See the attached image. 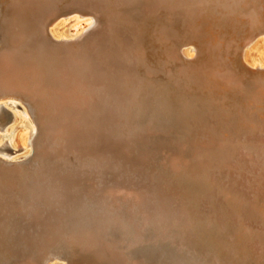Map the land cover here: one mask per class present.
Instances as JSON below:
<instances>
[{
  "label": "bare ground",
  "instance_id": "bare-ground-1",
  "mask_svg": "<svg viewBox=\"0 0 264 264\" xmlns=\"http://www.w3.org/2000/svg\"><path fill=\"white\" fill-rule=\"evenodd\" d=\"M180 2L176 3V1L174 0H0V3L6 6V10L4 11L5 13L3 15L4 25L2 26L1 33H0V264H71L74 261L73 259L78 255L79 257L88 256L94 259H99L103 262L101 264H129V263L130 264H141L137 260L136 256H134V252L136 251L138 244H140V241L143 240L145 236L143 234L144 232L145 234L147 232H152V235H151L152 238H155V237H159L161 239L170 238L169 236L171 235L169 231H171L172 228H170L171 230H169L166 222L164 225H162L161 224L162 222L158 223L157 221L159 219H164V221L165 219H169L171 209H168V207L172 206L171 204H175L179 206L180 201H177V200L174 201L176 198H173V196L166 193V190H169L168 187L170 184H168V182L165 184L161 182L163 180L165 182L166 177H164V174L161 173L159 176H157V178L155 177L153 183H156L157 185H153V183L148 185L144 182L143 183L139 182L141 178H136L137 175L139 174L138 170L129 169L127 171L132 172L131 174L133 175H131V177L134 176L132 178H134L135 181H137L138 183L128 184L125 181L127 183L126 185L124 182V174L121 171V169L124 167V163H126L125 162L126 160L125 158H123V155H122L121 157L120 156L115 157V159L118 160V163L112 162L113 166L111 165V167H109L114 173L116 172L115 174L116 180H108L106 178V172L103 170V167L105 168L107 167V160H108L105 154H102V155L94 154V156L91 155L90 152L85 154V151L81 152L80 150L81 145L76 146L77 144L75 145L74 143L70 145L71 141H69L70 139L68 138L70 128L68 129L67 126L76 125V124H77L76 126H78V123H79V124H82L81 127H83V129L87 126L86 130H88L90 127H88L89 124L87 123L91 122L90 124H93L94 125L93 127L95 128L94 131L89 129L90 131L94 132L93 135L91 136L94 138H98L99 136L102 135L103 137V135H106L108 131L107 127H109V125L111 126L112 124L113 125L114 124H124L125 122H130V121L140 122L141 120L145 119V117L147 116L153 119L154 114L157 110L158 104L166 106V104L170 101L169 95H170L171 88L168 83L169 81L167 80L168 78L166 77L164 78H166V80L168 81V82L166 81L167 83L164 82L165 79L162 77L159 78L158 80L156 75L158 72H162L163 70H165V67L163 66H167L168 65L167 63L170 61V59L172 60L173 57H176L178 55V54L176 55V53L174 52L176 46L173 49H171L172 44L175 43V40H173V38L178 36V33H176L173 28L172 21L174 20L172 16L175 14V11L177 12L176 4L180 3V6L184 7L185 3L187 4L189 3L187 2V0H181ZM245 3L249 5L247 2ZM246 4L244 5L246 6ZM245 6L244 8H246ZM262 6L263 5L259 6V8L256 7L257 10L253 9L254 14L256 11H258L257 13H259V15H257L255 19L253 18L252 19L253 21H251V22H254L255 27L257 25L260 26L261 24L264 25V7L262 9ZM235 8H236V5H235ZM249 10H250V7H249ZM72 12L74 13L78 12V13L74 15ZM68 13H72L73 15L67 17L66 19H63L62 16ZM178 13H179V10H178ZM243 13L240 12V14H243ZM254 14H249V15L253 16ZM87 16L89 17L88 19H86ZM199 18L196 20L197 22H199L198 21ZM235 18L237 17L235 16ZM183 19L184 17L182 18V20ZM185 20L186 19H184V21ZM238 20H241V19H238ZM236 21L235 23H237ZM239 22L238 24H242L241 21ZM190 23H188V26ZM66 24H68V26L71 25L70 27L73 29H71L70 31H66L65 30ZM95 24L103 25L104 28L106 27L107 32L104 34L103 33L100 34L101 32L98 33L97 31L98 34L96 33L97 34L96 37L92 38L90 36L87 40L86 39L84 40L86 36L85 34H87L88 31ZM249 24L250 23H248L249 31H250V26L253 23L250 25ZM184 26H186V23ZM201 27L202 26L200 25L196 27L195 24L193 26V23H192V27H190L189 29L188 27L187 29L185 28L186 30L185 31L183 30V33L181 32L182 34H180L181 38L188 37V36L190 37V38L185 39L186 41H184L185 42L184 44H186V46L187 44H189L188 46H190V44L195 46L194 49H191L190 51H188V56H191L190 53L192 52L199 53V50L197 49L196 44H199V42H204V41H201L202 34H199L203 31ZM261 29L256 30L255 32L253 31L252 33L250 32L251 33L250 35L248 33L249 36L246 37L247 40L248 38H252L250 40L252 41L256 36L258 37L260 36L258 34H261V33L264 34V29L262 30ZM239 32H240V29H239ZM245 32L243 31V33ZM232 35L234 34L232 33ZM219 36L218 38H220ZM152 39L158 42L163 47L162 52H164V58L161 60L162 63L159 65L155 61L158 58L155 59V57L153 56L154 59L153 60L151 59L150 61L149 57L147 58V55L145 52L146 42ZM210 39H207V42L210 41ZM178 41L176 40V42ZM180 41L179 43H182ZM232 43H235V42H232ZM180 45L182 46L183 43ZM248 46L249 45L247 44L246 49L243 50V55L241 56L244 62V66L250 69L251 71H259V73L264 72V61L260 60V58L250 57L251 51H249V49L251 47L247 49ZM148 48L146 50L147 52H148ZM200 54L202 55L203 51L202 53L200 52ZM213 57H215L214 54H213ZM231 60H232V57H231ZM188 61L189 60H187V62ZM189 63L191 64L192 62L190 61ZM202 64L204 65L205 62ZM228 64L226 66H228ZM206 65H207V62H206ZM217 65L219 66L220 63ZM142 67L144 69L143 70L144 72H142L141 70ZM229 67H232V66L229 65ZM234 68L235 67H233V69ZM169 69H166V70H169ZM216 69L218 71V67ZM223 69L226 70L225 67ZM235 69L239 70L237 68ZM186 70H189V69H186ZM193 70L196 71L195 68ZM215 70H212V72L214 71V75L217 74L215 73ZM241 71L243 72V70ZM235 74H238V73L236 72ZM239 74L242 75V74H245V72H243L242 74L241 73ZM175 76L176 75H174V77ZM227 76H228L229 84L233 86L234 85V75L227 74ZM203 78H204V83H205L207 78H205L204 76ZM201 79H202V75H201ZM222 79H225V75L223 76ZM174 80H176V77ZM202 80H198V81L201 82ZM188 81H190V79ZM214 81H217V80H214ZM171 83L174 84V82H171ZM197 85L195 86L197 87ZM186 86L185 88H187ZM191 86H193V84ZM176 87H175V90H176ZM261 88L263 89L264 87H261ZM202 90L203 89H200L199 91L202 92ZM244 91H245V88H244ZM244 91H242V93ZM217 93H214V94H217ZM206 94H211V93L207 92ZM225 94L223 95L225 96ZM243 94L245 95V92ZM256 94H257V91H256ZM223 95H220V98H222ZM230 95L228 96L230 97ZM212 96H215V95H211V98ZM247 100L249 101V99ZM262 100L264 99L261 98V102ZM199 102L201 103V101ZM219 102L223 103L220 100L218 101V103ZM230 102H231V99H230ZM173 104H171V107ZM186 105L188 106L187 103ZM224 105L225 103L222 105L223 108H224ZM211 106L212 105H210V107ZM218 107L216 109H219ZM226 107H227V104H226ZM226 107H225V110H226ZM234 107L236 108L237 106H234ZM171 109L172 108H170V110ZM200 109L202 110L201 107ZM204 109H205L204 111L208 110V108L207 110L206 108ZM179 110H182L183 112L184 109H182L181 107V109ZM197 111H200V110L198 109ZM204 111L202 112V114L205 113ZM209 111H212V110H210L209 108ZM185 112H187V110ZM189 112L190 111H188V113ZM212 112H214V110ZM228 112L232 113V111H228ZM233 112L235 113V111ZM208 115H210V113ZM186 118L188 119V116H186L185 119ZM213 118H214V115H213ZM213 118H212V121H213ZM254 118L256 117L254 116ZM256 119H258V117ZM203 120L204 119L202 118L199 120L202 127H204V124L201 123L203 122ZM247 121H250V125L248 124L245 125V129H243L245 130L244 137H246L249 140H254V141L257 138L264 139V137L256 136L257 133L253 131L254 127L256 126L255 124L256 121L253 119L251 120L250 118H248ZM169 122L171 121L169 120ZM216 122L217 121H215L214 123ZM196 124H199V123H196ZM221 125L225 126L226 123L223 122L222 120ZM230 126L231 125L229 124V127ZM261 126L263 127L262 129L264 131V125L261 124ZM200 131L201 130H199V134L203 132V131L202 132ZM205 132H203V134ZM193 133H194V130H193ZM73 134L74 133H72V137L74 136ZM134 134L136 133H132L133 136ZM205 135L206 134H204V136ZM204 140L206 143V139ZM243 140L245 139L243 138ZM243 140H240V141L242 142ZM79 143H81V141ZM198 143H200V141ZM242 143H244V141ZM238 144H241V143H238ZM242 145L243 147L246 146V144H242ZM64 146H67L68 150L64 149L65 150L64 151L63 150ZM234 146H236V143ZM139 147L141 148V146ZM198 147L200 151L201 149H203L204 147L203 141L201 145H199ZM215 149L217 148H214V151ZM83 150H86V149H83ZM236 150L237 149H235L234 151ZM21 152L22 154L18 155ZM226 152H229V151L227 150ZM72 154L77 159L78 163L75 164V162L73 163L71 162ZM164 154L162 156H164ZM174 155L175 153H173V156ZM181 157L183 158V156ZM181 157L176 155L174 156V159L177 158L175 159L177 161L179 158L181 159ZM173 161L171 160V162ZM246 162L244 161V163ZM187 163L189 162H186V164ZM179 164H181V162ZM131 165L133 166V164ZM193 166H194V163H193ZM184 167L185 166H183V168ZM180 168H182L181 165H180ZM178 171H179V168H178ZM189 174L190 176H193L191 175V173ZM176 175H179V174H176ZM222 175L224 176V174ZM221 176H218V178ZM239 176H243V175H239ZM239 179H242V178L240 177ZM191 181L194 182V180L192 179ZM219 182L220 181H218V183ZM215 185L218 186V184H215ZM239 186L241 187V184H239ZM244 186L246 187V184ZM175 187H180V186H175ZM247 190L248 189H246V191ZM190 191L192 190H189V192ZM241 191H244V190H241ZM181 194L183 195V193ZM229 195L230 194H228V196ZM190 197L191 196H189V198ZM220 204L222 206V203ZM261 204H262V201H261ZM201 208L203 209V207ZM205 209L207 210V208ZM213 210L214 209H212V212L214 213L216 210L215 211ZM238 211H241V210L239 209ZM212 212L210 211V213ZM213 215H211L212 218L215 217ZM236 217L238 218V216ZM198 220L200 221V219ZM227 223H230V221ZM182 224H183V221H182ZM246 225H249V224L246 223ZM208 227L210 228V226ZM181 233L183 237L182 246H186L185 247L186 252H183V251L182 252L183 254H187L191 256L194 253L193 250L195 249L191 247V240L189 239L190 233L188 232V229H186L185 232L182 230ZM122 240L124 244L123 246H121ZM171 240H173V238ZM252 241H254V244H255L254 245L255 248H254V251L252 252V256H255L259 260H264V239L261 238V239L256 240L254 238ZM153 243L155 242L153 241ZM201 245L203 246V244ZM123 249L127 251L126 252L127 254L123 252L124 251ZM241 254H242L241 256L239 257L236 256V258L234 259L238 258L242 262L245 263L251 256V255L249 256L247 253H244V252H241ZM196 255H198V253ZM215 259H216V261L214 262L215 264H222L219 257ZM163 262L164 264H172V263L173 264H186L183 262H188V261L180 262L177 259H173L172 263L168 262V260L167 261L162 260L159 263H163ZM193 264H197V263L194 262ZM225 264H226V261H225ZM229 264H242V263L234 262V263H229Z\"/></svg>",
  "mask_w": 264,
  "mask_h": 264
},
{
  "label": "rangeland",
  "instance_id": "rangeland-1",
  "mask_svg": "<svg viewBox=\"0 0 264 264\" xmlns=\"http://www.w3.org/2000/svg\"><path fill=\"white\" fill-rule=\"evenodd\" d=\"M174 1H176V3H177V2H180L181 0H174ZM234 1L235 0H192V1L187 0V2H189L188 3L189 6L187 3H185V6L181 7L180 6L181 2L179 4H176L177 12L175 11V14L172 16L173 20H174V21H172V23H173V28H174L175 32L178 33V36L173 38V40H175L176 44L175 43L172 44L171 49H173L176 46L174 52L176 53V55L178 54L177 56L179 58L176 56L178 59L176 57H173L172 60L170 59V61L167 63L169 66L167 64H166L167 66H163V67H165V70H163L162 72H158L156 75L158 80L161 77L162 78H164V77L168 78L167 80L169 82L166 80V78H164L165 80L164 79H162V80H164L165 83H167V82L169 83V86H170L172 92L170 91V95H169L170 101L166 104V106L158 104V107H157L155 114L153 113L154 114L153 119H151V118H149V116H147V117H145V119L141 120L140 122L130 121V122H125L124 124H114V125L112 124L111 126L109 125V127H107L108 131H107L106 135H103V137L101 135L98 138H94L91 136L94 133L92 131L95 130V128L93 127L94 125L90 124L91 122H88L87 124H89L88 127H90L89 129H91L92 131H90L89 129H88L89 131L86 130V128H87L86 125H85L86 127L83 129V127H81L82 124H79V123H78V126H76L77 124L67 126L68 129L70 128V131L68 134V138L70 139L69 141L72 142V143L70 142V145H72L73 143L75 145L77 144L76 146L81 145L80 150H81V152L85 151V154L88 152H90L91 155H93V156H94V154L95 155L105 154V156L108 158L107 167H106L108 170L105 167H103V170L106 172V178L108 180H116V177H115L116 172L114 173L111 170V168H109V167H111V165L113 166L112 162L118 163V160L115 159V157H117V156L121 157L123 155V158H125V160H126L125 161L126 163H124V167L122 168L124 171L121 169L122 173L124 174V182L126 181L128 184L129 183L130 184L138 183L137 181H135L134 178H132L134 176L131 177V175H133V174H131L132 172L127 171L129 169L138 170L139 174L137 175L136 178H141V180L139 182H141V183L144 182L148 185L153 183L155 177L157 178V176H159L162 173V174H164V177H166V178H165V182H164V180L161 182L163 184H165L167 182H168V184H170L168 187L169 190H166V193L173 196V198H176L174 201H176V200L180 201L179 206H177L175 204H171L172 206L168 207V209H171L169 219H165V221H164V219H159L157 221L158 223L162 222L161 223L162 225H164L166 222L169 230H171L170 228H172V230L169 231V233L171 235V236H169L170 238H166V239L164 238L165 240L161 239L159 237L152 238L151 237L152 232H147L146 234H145V232L143 233L145 236H144L143 240L140 241V244H138V247L136 248V251L134 252V256H136L137 260L141 264H164V262L159 263L162 260H164V261L168 260V262L172 263L173 259H177L180 262L181 261H188V262H183L186 264H189V263L193 264L194 262H196L197 264L198 263H200V264L212 263L213 264L216 261L215 258H218V257L221 260L222 264H225V261H226V264L234 263V262L242 263V264H264V260H259L255 256H252V252L254 251V248H255L254 241H252V240L254 238L256 240L261 239V238L264 239V231H263L264 230V216H262V215H264V202H263L264 201L263 200V198H264V170H263L264 169V139L263 138H261V139L257 138L255 141L249 140L246 137H244L245 136V133H244L245 130H243V129H245V125H247V124L250 125V121H247V119L250 118L251 120L253 119L256 121V123H255L256 126L253 129V131H255V133H257L256 136L264 137L263 136L264 131L262 129L263 127L261 126V124L264 125V100H262V102H261V98L264 99V88L263 89L261 88V87H264V79H263L264 78V72L259 73V71H251L250 69H248L247 67L244 66V62H243V59L241 57L243 55V50L246 49V46L248 44L249 46L247 47V49L251 47L249 49V51H251L250 57L260 58V60L264 61V34H262V33L258 34L260 36L259 37L256 36L252 41H250L252 38H248V40L246 38L253 31L255 32L256 30H260L261 28L264 29L263 24H261L260 26L256 24L257 26L255 27L254 22H251V21H253L252 20L253 18L255 19V17L257 15H259V13H257L258 11H256L254 14L253 9L257 10L256 7L259 8V6H261V5H263L262 6V9H263L264 1L263 0H248V1L247 0H245V1L244 0H236L235 2ZM242 1H243V3H242ZM245 2H247L249 5H247ZM244 4H246V6ZM235 5H236V8H235ZM243 5L246 8H244ZM3 6H4V4L0 3V12H1L0 13V33H1V28L4 25L3 24V15L5 13L4 11L6 10V6H4V7ZM237 7H239V8H237ZM249 7H250V10H252V11L249 10ZM1 9H3V10H1ZM178 10H179V13H178ZM185 10H187V11H185ZM240 12L241 13L245 12L247 15L245 13L240 14ZM72 13L75 15L78 12H75V13L72 12ZM72 13L65 14L64 16H62V18L66 19L67 17L72 16L73 15ZM196 13H197V15H196ZM237 13H239V14H237ZM182 14H184V15H182ZM221 14L223 15V17ZM233 14H235V15H233ZM249 14H254V15L252 16ZM239 15H241V16H239ZM230 16H231V18H230ZM235 16L241 20H238L237 18H235ZM244 16H246L248 19ZM183 17H184V19H186L185 21H184V19L182 20ZM88 18L89 17L87 16L86 19H88ZM198 18H199V20H198L199 22L196 21ZM249 18H251V19H249ZM245 19H247L248 21ZM234 20L235 21L237 20L236 21L237 23H235ZM239 21H241L242 24H238ZM242 21H244V22H242ZM185 23H186V26H184ZM188 23L191 24V26L189 24L190 27H192V23H193V26L195 24L196 27L199 25L202 26L201 28L203 29V31L199 34H202L201 41L205 42V43L199 42V44H196L197 45L196 47L199 50V53H197V52L190 53L191 56L194 55V56H192V58H191V56H188V51H190L191 49H194L195 46L192 44H190V46H188L189 44H187V46H186V44H184L185 43L184 41H186L185 39L190 38V37L189 36L184 37V38L180 37V34L183 33V30L185 31L187 29V27H188V29L190 28L188 26ZM196 23H197V25H196ZM233 23H235V24H233ZM248 23H250V24L253 23L250 26V31H249ZM256 23H258V22H256ZM220 25H221V27H220ZM222 25H224V26H222ZM70 26H68V24H66L65 30L70 31L71 29H73ZM227 28H229V29H227ZM224 29H225V31H224ZM239 29H240V32H239ZM176 30H178V31H176ZM97 31H98V33L101 32L100 34H102V33L104 34L107 32L106 27L104 28L103 25H96L95 24L88 31V33H87L88 35L85 34L86 36H85L84 40L85 39L87 40L90 36L92 38L96 37L98 34ZM226 31H227V33H226ZM243 31L244 32L246 31L247 34H246V32L243 33ZM228 32L230 35L228 34ZM232 33L234 35H232ZM248 33H249V35H248ZM219 35H221V36H219ZM218 36L220 38H218ZM227 36L228 37L230 36V37L228 38ZM238 36H239V38H238ZM210 38H212V39H210ZM207 39H210V41L207 42ZM176 40L177 41L181 40L180 42H182L183 45L181 46L180 44H182V43H179V41L176 42ZM232 42H235L236 44L232 43ZM244 42H246V43H244ZM224 43H226V44H224ZM221 44H222V46H221ZM203 45H205V46H203ZM148 46H149V48H148ZM145 47H146L145 52H146L147 58L149 57L150 61H151V59L153 60L154 57H155V59L158 58L155 61L158 65L161 64L162 63L161 60L164 58V52H162L163 47L153 39L147 41L145 44ZM147 48H148V52L146 51ZM177 48H179V49H177ZM180 49H181V51H180ZM202 51H203V54L201 55L200 52L202 53ZM213 51H215V52H213ZM225 51L227 54L225 53ZM230 52H232V53H230ZM212 53L214 54L215 57H213ZM231 57H232V60H231ZM215 58H217V59H215ZM225 58H226V60H225ZM220 59H221V61H220ZM229 59H230V61H229ZM187 60H189V61L187 62ZM190 61L194 64H192V63L190 64L189 63ZM171 62H173V63H171ZM204 62H205V64L203 65L202 63H204ZM206 62H207V65H206ZM222 62L224 63V65ZM228 62H229V64H228ZM219 63H220V65L218 66L217 64H219ZM172 64L176 67H174ZM227 64H228V66H226ZM229 65L232 67H229ZM183 66H185V67H183ZM188 66H190V67H188ZM216 66L218 67V71L216 69L217 68ZM223 66L226 68V70L223 69L224 68ZM199 67H200V69H199ZM233 67H235L239 70H236L235 68L233 69ZM194 68L196 69V71L193 70ZM166 69H169V70H166ZM186 69H189V70H186ZM197 69H198V71H197ZM228 69H230V70H228ZM141 70H142V72H144L143 67L141 68ZM170 70H171V72H170ZM212 70H215V73H217V74L214 75V71L212 72ZM241 70H243V72H245V74H242L243 72ZM195 72H197V73H195ZM233 72H234V74H233ZM236 72L238 74H235ZM203 73H204V75H203ZM239 73H241L242 75H240ZM227 74L234 75V85L233 86H231L229 84ZM174 75H176L175 76L176 80H174L175 79ZM201 75H202L203 80L201 79ZM224 75H225V79H222ZM203 76L205 78H207L205 83H204ZM198 77H200V78H198ZM209 77H210V79H209ZM193 78L195 81L193 80ZM187 79L188 80L190 79V81H188ZM198 80H202V81L200 82ZM214 80H217L218 82L214 81ZM170 81L174 82V84L171 83ZM196 81H198V82H196ZM246 82H248V83H246ZM184 84H186L187 86ZM192 84H193V86H191ZM254 84H255V86H254ZM159 85H160V83H159ZM195 85H197V87ZM176 86L179 88H177ZM185 86L187 88H185ZM175 87H176V90H175ZM244 88H245V91H244ZM200 89H203L202 92L199 91ZM208 89H209V91H208ZM242 91L245 92V95L243 94L244 92L242 93ZM251 91H253V92H251ZM256 91H257L258 95L256 94ZM207 92H209L211 94H206ZM220 92H221V94H220ZM214 93H217L218 95L214 94ZM225 93L228 95L231 94L230 97L228 95H226ZM223 94H225L226 97ZM181 95H182V97H181ZM211 95H215L216 97L212 96V98H211ZM220 95H223V97L220 98ZM229 98L231 99V102H230ZM218 99L222 102L224 100L225 101L223 103H221V102L218 103V101H219ZM221 99H223V100H221ZM247 99H249V101ZM199 101H201V103ZM204 101H205V103H204ZM206 101H208V102H206ZM215 101H216V103H215ZM226 101L227 102L229 101L228 102L229 104ZM257 101H259V102H257ZM177 102H179V103H177ZM186 103L188 104V106L186 105ZM202 103L204 106L202 105ZM220 103L222 105L225 103L224 108L222 107V105ZM171 104H173L174 106L172 105V107H171ZM226 104H227L228 109L226 107ZM210 105H212L211 106L212 108H214V107L215 108L212 109L210 107ZM213 105H215V106H213ZM218 106H220L222 109ZM234 106H237V107L235 108ZM181 107H182V109H184L183 112H182V110H179V109H181ZM200 107L202 108V110L200 109ZM217 107L219 109H216ZM225 107H226V110H225ZM170 108H172V109L170 110ZM173 108H174V110H173ZM196 108H197V110L199 109L200 111H197ZM204 108H206V110L208 108V110L204 111L205 110ZM209 108L212 111L214 110V112L209 111ZM241 108L243 111L241 110ZM159 110H160V112H159ZM169 110H170V112H169ZM186 110H187V112H185ZM191 110H192V112H191ZM227 110L232 111L233 114L231 112H228ZM166 111H167V113H166ZM188 111H190V112L188 113ZM203 111L205 113L202 114ZM233 111H235V113ZM215 112H216V114H215ZM241 112H243V113H241ZM186 113H188V114H186ZM209 113H210V115H208ZM225 113H227V114H225ZM184 114H186V115H184ZM170 115H171V117H170ZM213 115H214V118H213ZM215 115H216L217 119H216ZM184 116L185 117L188 116V119L187 118L185 119ZM254 116L256 118L258 117V119L254 118ZM190 118L192 121L190 120ZM201 118L204 119L203 122H201L202 124H204V127H202L200 122H199V120ZM212 118H213V121H212ZM169 120L172 122V124H171V122H169ZM195 120H196V122H195ZM222 120H223V122L226 123L225 126L221 125ZM215 121H217V122L214 123ZM241 122H243V123H241ZM196 123H199V124H196ZM229 124L231 125L230 127H229ZM196 125H198V126H196ZM72 127H74V128H72ZM193 130H194V133H193ZM197 130H198V132H197ZM199 130H201L200 132L206 131L204 133L206 135L204 136L203 132L200 133L201 134L200 135ZM73 131H75V132H73ZM164 131H166V132H164ZM71 132L74 133L73 137H72ZM87 132H89L90 134ZM237 132H239V133H237ZM132 133H136V134H134V136H133ZM212 133H214V134H212ZM164 134L167 136V138ZM193 134H194V136H193ZM236 134L237 135L239 134V135L237 136ZM69 135H70V137H69ZM243 138L245 140H243ZM204 139H206L207 144L205 143ZM234 139H235V141H234ZM201 140L203 141L204 147L200 151L198 146L201 145V143H202ZM212 140H214V141H212ZM225 140H227V141H225ZM240 140H243L244 143H242L243 141L241 142ZM80 141H81V143H79ZM199 141H200V143H198ZM176 142H178V143H176ZM232 142H234V143H232ZM251 142H252V144H251ZM196 143L198 144V146ZM235 143H236V146H234ZM238 143H241V144H238ZM254 143H255V145H254ZM242 144H246V146L243 147ZM88 145H89V147H88ZM240 145H242V146H240ZM139 146H141V148ZM64 147H63V150L64 149L68 150L67 146H64ZM112 147L115 149H113ZM238 147H239V149H238ZM176 148H177V150H176ZM214 148H217V149H215V151H214ZM83 149H86V150H83ZM222 149H223V151H222ZM235 149H237V150L234 151ZM166 150H168L169 152ZM227 150L229 152H226ZM173 153H175L174 156H176V155L179 157L183 156V158L181 157V159L179 158L180 160L179 159L177 160L179 163L181 162V164H179L175 160L178 157L174 159ZM251 153H253V154H251ZM20 154H22V152L19 153L18 155H20ZM73 154H75V153H73ZM73 154L71 156L72 157L71 162L72 163L75 162V164H76L78 162H77V159L74 157ZM150 154H152V155H150ZM158 154H160V155H158ZM163 154H164V156H162ZM183 154H185V155H183ZM126 156L128 157V159ZM222 157H223V159H222ZM152 158H153V160H152ZM209 159L211 160V162ZM171 160L172 161L174 160V161L171 162ZM244 161L245 162L247 161V162L244 163ZM186 162H189V163H187L188 165L186 164ZM173 163H175V164H173ZM193 163H194V166H193ZM216 163H218V164H216ZM131 164H133V166ZM180 165L182 168H180ZM183 166H185L184 167L185 170H184ZM212 166H213V168H212ZM248 167H249V169H248ZM178 168H179V171H178ZM143 169H144V171H143ZM163 169H165V170H163ZM161 170H163V171H161ZM172 170H174V171H172ZM189 173H191V175H193V176H190ZM195 173L197 176L195 175ZM199 173H200V175H199ZM176 174H179V175H176ZM222 174H224V176ZM239 175H243V176L245 175V176L243 177V176H239ZM181 176H183V177H181ZM218 176H221V177L218 178ZM231 177H232V179H231ZM240 177L242 179H239ZM249 178H251V179H249ZM167 179H169V180H167ZM191 179L194 180V182L191 181ZM15 180H16V178H15ZM179 181H180V183H179ZM208 181H209V183H208ZM213 181H214V183H213ZM218 181H220V182L218 183ZM126 182H125V184L127 185ZM225 182H226V184H225ZM228 183H229V185H228ZM233 183H235V184H233ZM215 184H218V186H216ZM239 184H241V187L239 186ZM245 184H246V187L244 186ZM153 185H157V184L153 183ZM175 186H180V187H175ZM237 187H238V189H237ZM172 188H173V190H172ZM179 188L182 189L183 191L180 190ZM245 188L248 190L246 191ZM178 189L181 192H179ZM189 190H192V191H190L192 193H190ZM241 190H244L246 193L244 191H241ZM211 192H213V193H211ZM181 193H183V195ZM191 194H193V195H191ZM219 194H220V196H219ZM228 194H230V195L228 196ZM189 196H191L193 198H191V197L189 198ZM208 196H210V197H208ZM230 196L233 198H231ZM235 196H236V198H235ZM257 199H258V201H257ZM220 200H221V202H220ZM244 200L248 203H246ZM261 201H262V204H261ZM207 202L208 203L210 202V203L208 204ZM223 202H224V204H223ZM183 203H185V204H183ZM220 203H222V206ZM186 204H187V206H186ZM248 204H249V206H248ZM253 204H255V205H253ZM198 206L200 207V209ZM201 207H203V209ZM211 207H212V209H214L213 211L218 210L217 213H216V211L214 212L216 214H214L212 212ZM261 207H262V209H261ZM205 208H207V210ZM239 209L241 211H238ZM208 211H209V213H208ZM210 211L212 213H210ZM219 211H220V213H219ZM171 213H173V214H171ZM211 215H213L215 217L212 218ZM254 215H256V216H254ZM236 216H238V218ZM198 219H200V221ZM227 219H229V220H227ZM182 221H183V224H182ZM229 221H230V223H227ZM220 222L221 223L223 222L224 224L223 223L221 224ZM173 223H175V224H173ZM246 223L249 225H246ZM191 226H193V227H191ZM208 226H210V228ZM225 227H226V229H225ZM186 229H188V232L190 233V234L189 233L188 234H189V239L191 240V247L193 249H195V250H193L194 253L191 256H189L187 254H183V252H186L185 251L186 246H182L183 237H182L181 232H182V230L185 232ZM244 236H246V237H244ZM200 237H201V239H200ZM172 238H173V240H171ZM178 239H180V240H178ZM237 239L238 240L241 239V240L238 241ZM153 241L155 243H153ZM238 243H239V245H238ZM201 244H203V246ZM123 245L124 244H123V240H122L121 246H123ZM154 247H156V248H154ZM159 247H160V249H159ZM244 248H245V250H244ZM123 250H124L123 252H125V254H127L126 253L127 251L125 249H123ZM241 252L247 253L249 256L251 255L245 263L242 262L238 258L234 259V258H236V256L237 257L241 256L242 255ZM250 252H251V254H250ZM79 253H81V252H79ZM197 253H198V255H196ZM208 254H210V255H208ZM203 258H204V260H203ZM73 260H74L72 262L73 264H101V263H103L99 259H94V258H91L88 256H80L79 257V255L76 256Z\"/></svg>",
  "mask_w": 264,
  "mask_h": 264
}]
</instances>
